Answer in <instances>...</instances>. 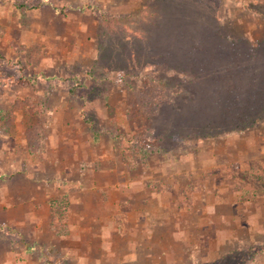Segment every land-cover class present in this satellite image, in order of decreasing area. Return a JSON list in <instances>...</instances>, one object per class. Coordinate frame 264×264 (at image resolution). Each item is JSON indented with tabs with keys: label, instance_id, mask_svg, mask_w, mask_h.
<instances>
[{
	"label": "rangeland",
	"instance_id": "obj_1",
	"mask_svg": "<svg viewBox=\"0 0 264 264\" xmlns=\"http://www.w3.org/2000/svg\"><path fill=\"white\" fill-rule=\"evenodd\" d=\"M0 57V263L7 253L122 261L108 251L104 260L93 222L69 226L79 209L67 195L50 198V222L40 204L27 207L62 157L69 177H119L124 163L131 177L152 174L155 188H170L175 170L202 177L205 190L223 184L236 201L232 229L209 213L198 223L200 199L182 226L172 213L181 241L155 244L156 258L264 264V0H0ZM185 191L172 199L190 204ZM172 199L165 210L178 209ZM40 221L55 240L35 231ZM83 236L93 244L80 248L84 263L62 256Z\"/></svg>",
	"mask_w": 264,
	"mask_h": 264
},
{
	"label": "crops",
	"instance_id": "obj_2",
	"mask_svg": "<svg viewBox=\"0 0 264 264\" xmlns=\"http://www.w3.org/2000/svg\"><path fill=\"white\" fill-rule=\"evenodd\" d=\"M59 151V149H56L57 156L59 155ZM52 161L55 163L57 169L54 176L50 178L52 179L51 184L48 185L49 182L44 178L37 180L38 186L41 189L37 194L34 193L30 197L31 199L27 207L31 206V210L34 211L33 208L39 207L40 204L44 211H46L48 222H50V198L67 195L71 205H76L79 209L73 214L74 209L72 207L70 208L69 226L72 229L76 225L81 228L84 226L82 229L86 230L84 225L86 222L89 223L91 221L94 225H97L101 230L100 236L102 238V244L100 247H102V252H104L105 261H108L106 258L108 251L109 253L115 252L121 254L122 261L117 264H160L159 258H156L158 254L154 249L155 244L166 247L172 241H181V237L171 231V225L175 223L171 219L172 213L174 212L173 214L178 216L177 220H180L179 223L182 226L181 216L185 215L186 212L188 213L189 210L192 211L193 203L195 204L200 199L202 206L195 207L193 210V214L197 215L196 219L198 223L204 220L205 214L209 213L212 216L222 218V221H224L222 223L225 224L226 229H232V225L230 227L228 224L233 221L236 201L233 199V192L223 184H216L214 188L211 187V189L205 190L202 184L204 181L199 180L202 177H187L191 176V174L187 175V172L184 173L185 171L181 173L183 176L180 177L181 170H175L171 172L170 177H167V186L170 185V188H155L154 184L156 180H154L152 174H148L146 177H131L128 170L124 167V163H121V170H115L119 177H89L88 174L91 169L83 171L81 177H79L80 175L78 177H69L71 173L68 172L70 165L67 159L64 160L62 157H58L53 158ZM103 170L105 168L100 169L98 172L100 173ZM191 179L196 180V182L197 180L199 181L193 183V186L189 189H186L187 182ZM174 190H187L185 191L186 193H183L190 197V204H181L177 200L174 201L172 198H176L177 196L173 194ZM166 198L172 199V203L174 202L172 206L174 205L178 209L171 211L172 208H168L165 210ZM32 201L35 202L32 203ZM21 204L23 206V202ZM224 207L227 210L226 215L223 214L225 212L219 213ZM74 216L77 217L78 222H75L76 219ZM131 221H135L133 226L139 228L138 232L141 237L137 240H134L131 235L132 226H128V228L126 225V223L130 225ZM42 223L44 222L40 221L35 223V231L39 229L45 231L50 230L52 240H55V237L58 235L52 231L49 223L46 227ZM214 223L215 221H211V225ZM202 226L205 228L204 224ZM203 227L200 228L204 229ZM212 228L215 227L212 226ZM119 231L122 232L120 233ZM73 235L72 231L68 236ZM63 238L58 239L62 241ZM64 239L69 246L68 241L70 239L67 241V236ZM83 240L78 243L79 248L76 247L73 252L68 248L62 256H65L69 260L70 257L77 255V258L84 263V260H86L85 252L82 250L81 253L80 248H87L89 251L90 248H93V244L90 238L85 239L83 236ZM37 241H40V246H45L39 238H37ZM85 245L86 248H84ZM49 246L52 248V243ZM46 247L48 248V246ZM161 253L163 256L166 254L165 250L160 251L159 254ZM49 260L50 258L48 259L46 255L44 256L39 253L34 255L30 253L20 255L7 253L4 255L2 263L0 264H51ZM99 260H101V257L97 258L98 262ZM162 261L164 264L167 263L166 259Z\"/></svg>",
	"mask_w": 264,
	"mask_h": 264
},
{
	"label": "trees",
	"instance_id": "obj_3",
	"mask_svg": "<svg viewBox=\"0 0 264 264\" xmlns=\"http://www.w3.org/2000/svg\"><path fill=\"white\" fill-rule=\"evenodd\" d=\"M0 62H6V61H5L4 58H1V57H0ZM2 77H3V76H2ZM4 77H5V78H10V77H6V76H4ZM0 82L4 83L5 80L2 81V79H0ZM233 128H234V127H233ZM234 131H236V129H231V130H230V132H234ZM256 250H257V249H256ZM262 250H263V248H258V250H257L256 252L258 253V252H261ZM209 264H214V263H209Z\"/></svg>",
	"mask_w": 264,
	"mask_h": 264
}]
</instances>
